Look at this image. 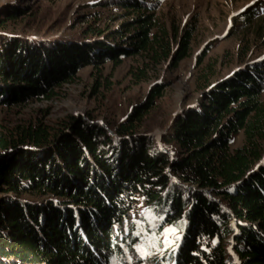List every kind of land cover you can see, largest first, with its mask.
I'll use <instances>...</instances> for the list:
<instances>
[{
	"label": "trees",
	"instance_id": "16d2710c",
	"mask_svg": "<svg viewBox=\"0 0 264 264\" xmlns=\"http://www.w3.org/2000/svg\"><path fill=\"white\" fill-rule=\"evenodd\" d=\"M109 3L138 14L128 46L96 37L102 31L92 26L69 41L24 37L6 30L24 11L3 12L0 107L50 100L86 67L145 54L175 68L190 56L193 29L173 50L176 34L170 38L153 13H140L148 9L142 2ZM256 9L240 19L252 23ZM163 85L116 126L69 117L62 124L67 134L29 122L8 139L0 135V264H112L123 246L137 242L111 234L112 227L121 234L137 203L157 229L177 225L182 233L176 247L124 264H229L231 237L241 264H264V58L207 80L200 100L179 111L161 136L164 150L150 153L155 139L138 131ZM240 133L243 144L232 148Z\"/></svg>",
	"mask_w": 264,
	"mask_h": 264
},
{
	"label": "rangeland",
	"instance_id": "374dc122",
	"mask_svg": "<svg viewBox=\"0 0 264 264\" xmlns=\"http://www.w3.org/2000/svg\"><path fill=\"white\" fill-rule=\"evenodd\" d=\"M109 1L0 0V20L4 19L3 12L19 8L24 15L6 24V30L14 34L48 41H69L79 38L86 28L92 26L102 31L96 37L119 44L132 35L135 29L132 22L138 14L118 5H104ZM138 1L148 7L140 13H153L156 22L168 30L170 38L176 34L173 50L177 48L182 33L193 29L188 58L175 68H172L171 60L156 64L145 54L123 58L117 65L107 62L98 69L86 67L72 82L57 89V95L50 100L0 107V135L8 139L29 122L67 134L69 131L62 124L69 117L85 123L94 121L116 126L125 121L135 107L145 103L152 87L164 84L161 97L155 99L153 109L145 116L138 131L142 136L155 139L150 153L155 149L164 150L161 136L179 111L200 100L201 86L207 80L215 83L251 61L264 58V0ZM254 8H257V16L252 23L246 24L240 18ZM124 46H128L127 41ZM200 59L202 63L198 65ZM145 64V75L137 81L135 75L140 74ZM212 73L214 76L211 77ZM243 142L240 133L235 136L232 148ZM114 155L108 156L109 165V159ZM188 189L196 190L193 187ZM208 194L212 195L211 192ZM132 206L134 209L121 224V234L115 227L111 228V234L117 240L128 234L137 242L130 249L123 246L124 256L114 259L112 264H124L125 261L168 251L177 246L181 236L182 230L177 225L157 229V220L148 209L140 203ZM230 224L233 226V222ZM166 229L174 231L165 233ZM226 243L231 254L229 264H241L233 253V237ZM138 246L150 254L142 257L137 251Z\"/></svg>",
	"mask_w": 264,
	"mask_h": 264
},
{
	"label": "snow or ice",
	"instance_id": "6c2138e0",
	"mask_svg": "<svg viewBox=\"0 0 264 264\" xmlns=\"http://www.w3.org/2000/svg\"><path fill=\"white\" fill-rule=\"evenodd\" d=\"M170 231H174V230L166 229V230H165V233H168V232H170ZM153 246H154V245H153ZM137 251H139V252L141 253V256H142V257L147 256V255L150 254V253H148L147 251H145V250L143 249L142 246H138V247H137Z\"/></svg>",
	"mask_w": 264,
	"mask_h": 264
}]
</instances>
